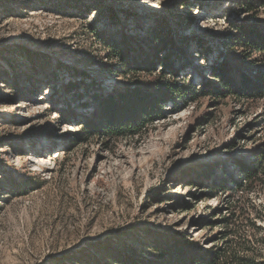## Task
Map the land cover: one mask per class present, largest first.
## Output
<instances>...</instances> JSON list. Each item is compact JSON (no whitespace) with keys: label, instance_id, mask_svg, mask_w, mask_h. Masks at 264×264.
<instances>
[{"label":"rangeland","instance_id":"obj_1","mask_svg":"<svg viewBox=\"0 0 264 264\" xmlns=\"http://www.w3.org/2000/svg\"><path fill=\"white\" fill-rule=\"evenodd\" d=\"M235 25L261 31L264 0H0V264H121L130 250L157 262L154 245L171 238L221 245L225 218L264 237V188L209 187L264 149V98L169 102L140 139L85 129L93 96L152 80L157 58L197 88L221 89L220 65L236 80L262 71ZM153 32L164 41L151 45L154 73L109 57L106 40L139 64ZM248 247L264 258V240Z\"/></svg>","mask_w":264,"mask_h":264},{"label":"trees","instance_id":"obj_2","mask_svg":"<svg viewBox=\"0 0 264 264\" xmlns=\"http://www.w3.org/2000/svg\"><path fill=\"white\" fill-rule=\"evenodd\" d=\"M112 19L116 15L112 14ZM236 31L240 34L237 42L242 43L250 58L253 54H258L254 63L262 64L264 68V28L260 31L257 27H244L243 25H235ZM152 42H155L157 48L164 41L159 34L153 32L149 37L141 39L140 46L147 44L150 52L144 56L140 63H132L126 61L130 47L121 49L119 45H115L112 40L104 42L109 48V57L115 59L119 65L123 66V70L136 74L137 71H145L148 74L154 73L157 65L153 62L157 58V53L152 49ZM122 43L127 45L125 36ZM132 52V51H131ZM153 53L155 56H153ZM125 54H128L127 56ZM160 70L155 77L146 82L139 84L134 82L132 87H127L123 93L116 95H98L92 97L95 102L96 109L92 111V120L85 123L86 134L90 136L102 137L106 140L121 138H137L140 139L146 131L147 124L164 118L166 104L171 102L174 106L178 102H186L194 100L198 96L208 94L233 95L248 102L260 101L264 98V69H257V73L252 77H246L245 74H239L238 80L232 77L234 70H228L225 65H220L221 70L218 71L220 79V88H211L206 85L197 88L195 84L180 81L178 72L170 63H160L157 58ZM253 63V64H254ZM232 72V73H231ZM231 74L230 75H228ZM238 74V73H237ZM228 76V78L226 77ZM183 80V79H182ZM211 88V89H210ZM222 90L223 92H219ZM238 170V178L234 179L229 173H222L217 181L210 182L212 192L222 191L234 194L242 188L245 193L251 192L254 186L264 188V149L260 153L255 154L253 161H237L235 164ZM29 182H24V186ZM243 214V213H242ZM233 218V217H232ZM249 226L256 231H261L260 226H256L252 220H245ZM231 219L225 218L223 225L225 230L221 233V245L215 244L209 249H203L196 243L188 240L186 237H180L175 240L171 238L163 245H154L158 250L160 257L157 262L148 260H138L134 257L133 251L123 254L120 257L122 264H264V258L259 253L250 250L248 244L250 242L258 243L264 240V237L256 238L255 235L245 236L239 234V226L230 228ZM237 238V242L233 241ZM254 240V241H253ZM238 249V251H237ZM101 250H110L109 247H101ZM238 252L243 253L241 256ZM250 252V253H249ZM262 258L259 261L258 258Z\"/></svg>","mask_w":264,"mask_h":264},{"label":"bare ground","instance_id":"obj_3","mask_svg":"<svg viewBox=\"0 0 264 264\" xmlns=\"http://www.w3.org/2000/svg\"><path fill=\"white\" fill-rule=\"evenodd\" d=\"M36 164H40V163H42V160H40V159H36V162H35Z\"/></svg>","mask_w":264,"mask_h":264}]
</instances>
